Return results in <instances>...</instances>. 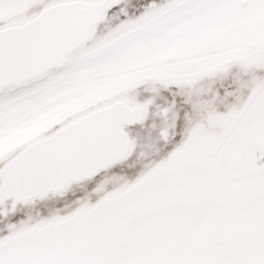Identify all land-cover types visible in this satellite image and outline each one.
Masks as SVG:
<instances>
[{"label":"snow or ice","instance_id":"6c2138e0","mask_svg":"<svg viewBox=\"0 0 264 264\" xmlns=\"http://www.w3.org/2000/svg\"><path fill=\"white\" fill-rule=\"evenodd\" d=\"M0 264H264V0H0Z\"/></svg>","mask_w":264,"mask_h":264},{"label":"rangeland","instance_id":"374dc122","mask_svg":"<svg viewBox=\"0 0 264 264\" xmlns=\"http://www.w3.org/2000/svg\"><path fill=\"white\" fill-rule=\"evenodd\" d=\"M56 99V97H51L48 101V103H52L54 100ZM51 113L49 111H42L40 113V115L36 118V120L33 122V128H38L40 126H42L44 123L47 122L48 118L50 117ZM33 129H27V130H23L25 132H30ZM133 144H131V150L133 148ZM131 150L129 155L131 154ZM151 153V146L147 143H145L141 149H139L138 154L135 155L133 158L131 159H125L123 160V166L121 168V173L119 176L117 175H113V174H109L107 172L103 173V177L104 179L101 181V186L98 189V191L103 190L104 186L106 184H115L118 183L119 179L123 176L126 175L128 170L131 169H135L137 166L140 165H144L146 163L147 157L149 156V154ZM84 185L81 184L79 185V190H83L84 189ZM77 191V188L74 187H69L68 188V192L71 193L72 195H75Z\"/></svg>","mask_w":264,"mask_h":264},{"label":"water","instance_id":"95a60500","mask_svg":"<svg viewBox=\"0 0 264 264\" xmlns=\"http://www.w3.org/2000/svg\"><path fill=\"white\" fill-rule=\"evenodd\" d=\"M130 150H131V143L125 142L119 152L108 154L104 158L103 162L100 165H98V167H105L107 164L111 163L113 159L125 160L126 159L125 153L129 154ZM95 170H97V168L94 167H88V168H82L76 170L74 173L71 174L70 179L72 181L80 180L84 176L91 175V173ZM67 183H69V181H64L62 183L55 184L53 185V190H59L60 188H63Z\"/></svg>","mask_w":264,"mask_h":264}]
</instances>
